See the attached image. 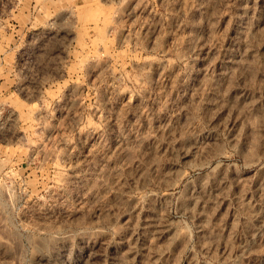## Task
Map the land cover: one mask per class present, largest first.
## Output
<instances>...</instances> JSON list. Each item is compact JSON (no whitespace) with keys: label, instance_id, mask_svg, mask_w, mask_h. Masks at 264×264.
<instances>
[{"label":"rangeland","instance_id":"1","mask_svg":"<svg viewBox=\"0 0 264 264\" xmlns=\"http://www.w3.org/2000/svg\"><path fill=\"white\" fill-rule=\"evenodd\" d=\"M0 264H264V0H0Z\"/></svg>","mask_w":264,"mask_h":264},{"label":"bare ground","instance_id":"2","mask_svg":"<svg viewBox=\"0 0 264 264\" xmlns=\"http://www.w3.org/2000/svg\"><path fill=\"white\" fill-rule=\"evenodd\" d=\"M225 155V154H224ZM230 156V155H229ZM210 162V161H209ZM253 163H255V162H253ZM253 163H250V164H253ZM208 164V163H207ZM209 165V164H208ZM218 165H221L220 164V162H219V164ZM203 165H201V167H202ZM217 167V166H216ZM217 169H218V167H217ZM216 170V169H215Z\"/></svg>","mask_w":264,"mask_h":264}]
</instances>
